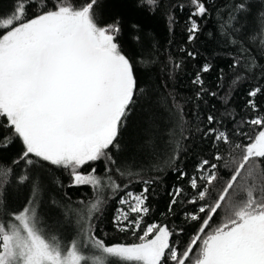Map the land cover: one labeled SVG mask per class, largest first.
Returning <instances> with one entry per match:
<instances>
[{
	"label": "trees",
	"instance_id": "obj_1",
	"mask_svg": "<svg viewBox=\"0 0 264 264\" xmlns=\"http://www.w3.org/2000/svg\"><path fill=\"white\" fill-rule=\"evenodd\" d=\"M61 7L86 9L111 31L131 91L111 143L77 166L28 151L0 112V247L34 207L38 230L59 248H93L99 259L81 264H143L100 258L160 229L157 264H188L238 205L264 208V152H254L264 140V0H0V36ZM130 194L141 211L122 203Z\"/></svg>",
	"mask_w": 264,
	"mask_h": 264
},
{
	"label": "rangeland",
	"instance_id": "obj_2",
	"mask_svg": "<svg viewBox=\"0 0 264 264\" xmlns=\"http://www.w3.org/2000/svg\"><path fill=\"white\" fill-rule=\"evenodd\" d=\"M79 24L89 29L94 45L125 62L116 47L111 31L97 28L90 22L86 9L71 11L61 7L13 26L0 36V112L10 119L28 151L59 165L77 166L96 157L111 143L119 123L118 116L103 129L86 137H77L63 133L52 119L39 115L32 105L30 94L40 47L47 41L56 42L66 38ZM246 178L254 179L250 173H247ZM88 180L90 177L83 175L76 179L78 183ZM122 203L126 204L130 211L142 210V199L138 195L130 194L123 198ZM254 207L255 204L251 201L238 205L233 217L221 225L227 222H230V225L232 220L238 221L240 216L258 211H254ZM126 216L127 212L120 208L118 219L125 220ZM16 219L10 233L4 239V245L0 247V264H81L85 257L90 259V262L97 261L95 258L98 256L93 254L91 246L78 243L62 249L44 236L45 233L37 228L34 207L18 214ZM254 228L248 229L246 226L220 239L211 248L207 264H238L246 257L250 264H264V247L256 248L254 244L249 243L253 240L258 244L256 240L264 236L263 230ZM151 232L152 226L147 228L145 234ZM203 239H200L199 251L193 258H189L188 264H196L201 258L205 242ZM164 245L165 233L160 229L153 237L144 239L139 244L114 245L107 248L100 260L102 257L115 254L139 260L143 264H157L160 259L156 261V256ZM174 257L175 252L172 259Z\"/></svg>",
	"mask_w": 264,
	"mask_h": 264
},
{
	"label": "water",
	"instance_id": "obj_3",
	"mask_svg": "<svg viewBox=\"0 0 264 264\" xmlns=\"http://www.w3.org/2000/svg\"><path fill=\"white\" fill-rule=\"evenodd\" d=\"M130 91L131 82L124 62L94 45L89 29L79 24L66 38L47 41L40 47L30 100L35 111L52 119L63 133L86 137L119 116ZM254 152L257 156L263 154L264 140L254 146ZM263 225L264 208L240 216L230 226H221L205 239L196 264H207L213 245L230 233L246 226L263 230ZM263 239L261 236L256 240L258 244L253 240L249 243L256 248L264 247ZM162 254L163 249L156 261ZM238 264L250 262L246 257Z\"/></svg>",
	"mask_w": 264,
	"mask_h": 264
},
{
	"label": "flooded vegetation",
	"instance_id": "obj_4",
	"mask_svg": "<svg viewBox=\"0 0 264 264\" xmlns=\"http://www.w3.org/2000/svg\"><path fill=\"white\" fill-rule=\"evenodd\" d=\"M233 222H236V220H232V221H231L232 224H233ZM229 223H230V222L224 223V224H222L221 226H230V225H232V224L229 225ZM258 225H259V224H258ZM260 225H262V224H260ZM221 226H220V227H221ZM263 226H264V225H263ZM241 228H243V227H241ZM216 230H217V229H216ZM214 232H215V231H214ZM214 232H213V233H214ZM210 234H212V233H209L207 236H209ZM207 236H205L204 239H205ZM204 239H203V242H204ZM247 241H249V240H247ZM250 241H252V240H250ZM217 242H219V240H218ZM162 249H163V248H160V251H162Z\"/></svg>",
	"mask_w": 264,
	"mask_h": 264
}]
</instances>
